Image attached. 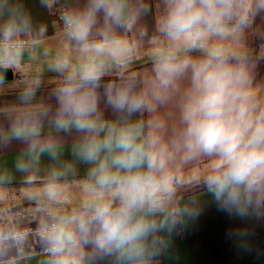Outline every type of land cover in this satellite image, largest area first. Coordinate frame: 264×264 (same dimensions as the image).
I'll return each instance as SVG.
<instances>
[{
  "label": "crops",
  "instance_id": "obj_1",
  "mask_svg": "<svg viewBox=\"0 0 264 264\" xmlns=\"http://www.w3.org/2000/svg\"><path fill=\"white\" fill-rule=\"evenodd\" d=\"M167 8V0H0V40L28 42L26 48L9 52L0 47V66L12 69L11 80L21 82L30 66L39 60L44 64L42 59L46 60L47 54L61 53L54 52L60 50L59 46L51 48L61 39L72 49L102 50L107 54L90 58L88 66L100 60L120 65L115 71H96L90 81L81 80L88 67L82 63L73 71L42 68L40 64L32 71V81L19 86L0 81V194L22 195L36 189L81 186L93 195L96 165L80 154L81 145L88 139H104L127 130L145 140L153 132H160L166 141H175L182 128L180 103L189 79L188 75L179 77L178 88L167 92L160 88L157 79L155 65L160 54L170 47L162 28ZM60 11L66 13L68 27L59 19ZM246 18L244 27L209 35L202 41L203 47L179 56L201 59L207 55V48L226 50L230 62L246 67L247 87L252 92L250 102L259 112L264 109V0H237L225 25ZM122 23L132 38L157 35L153 42L136 45H160H147L150 51L136 64L126 63L116 42L122 41L124 46L134 43L122 37ZM109 37L121 38L92 47L81 45ZM122 76L125 78L120 79ZM69 81L81 84L96 96V127L92 131H61L55 126L61 89ZM121 93L128 97L129 102L124 105L117 103ZM134 98H142L138 110L130 103ZM25 122L38 123L39 135L18 138L16 130ZM105 154L101 152L102 157ZM214 161L215 157L208 155L177 153L168 164L172 183L194 177L200 168ZM203 187L205 184L181 194L157 217L162 226L149 237L146 264H264V207L253 205L241 212L217 200L208 189L200 190ZM23 202L27 205L22 210L33 212V218L9 219L10 212L0 217V264H59L61 254L52 250V233L21 239L9 237L14 228L28 224L67 223L48 210L29 207L38 204L36 201ZM175 212L181 220V231L175 226ZM74 254L79 264H126L115 254L97 253L79 242L74 245Z\"/></svg>",
  "mask_w": 264,
  "mask_h": 264
},
{
  "label": "clouds",
  "instance_id": "obj_2",
  "mask_svg": "<svg viewBox=\"0 0 264 264\" xmlns=\"http://www.w3.org/2000/svg\"><path fill=\"white\" fill-rule=\"evenodd\" d=\"M162 28L170 41L155 65L160 88H178L179 77L188 75V86L180 103L182 128L173 142L160 132L145 140L122 130L85 141L80 147L84 160L94 163L95 189L84 204L76 223L53 226V251L60 253L59 264H76L74 245L79 242L97 253L115 254L126 264H146L149 237L162 226L157 217L173 193L168 164L177 153L215 157L205 186L217 200L241 212L264 207V109L255 110L247 87L248 73L240 63L230 62L226 50L207 48L201 59L179 56L203 47L209 35L227 31L226 20L237 0H167ZM246 15V13H245ZM124 42L117 41L122 49ZM96 77L87 68L81 80ZM61 108L55 121L58 130L92 131L96 127L97 99L94 93L69 81L60 93ZM126 94L117 98L128 103ZM131 105L138 110L142 98ZM40 126L25 122L17 137L38 136ZM106 154L102 157L101 152Z\"/></svg>",
  "mask_w": 264,
  "mask_h": 264
},
{
  "label": "rangeland",
  "instance_id": "obj_3",
  "mask_svg": "<svg viewBox=\"0 0 264 264\" xmlns=\"http://www.w3.org/2000/svg\"><path fill=\"white\" fill-rule=\"evenodd\" d=\"M65 37V36H64ZM156 44L160 43H152L147 45L155 46ZM147 45H125L122 49H119V55L124 57L126 63L129 64H136L139 61L140 57L144 56L146 51H150ZM51 47L54 50V47L59 46V49H55L54 52H61V53H54L52 55L47 54L45 57L46 60L42 59L36 62V65L30 66L27 73V77L20 78L21 82L8 80L3 82L4 85H21L24 82L29 83L32 81L33 77L31 76L32 71L37 69L38 65L41 64L42 68L51 67L55 68L56 70H66L68 69L76 70L80 63L84 64L85 66L87 62L90 61L92 57L98 56H107L106 53L102 50L98 51H90V50H82L79 51L77 49H72L67 46V43L61 39L60 41H56L52 44ZM64 49H66L64 51ZM69 49V50H68ZM89 60V61H88ZM37 67V68H36ZM40 67V66H39ZM17 72V71H15ZM22 72V71H21ZM30 73V76L28 74ZM214 162L209 163L203 168H200L201 171L196 172L194 177H190L189 179L185 180H177L172 183L173 186V193L166 197L165 203L166 205H172L175 202V199L180 196L181 194L198 188L205 184L206 177L210 173ZM92 194H89L87 190L82 189L81 186H68L59 188V190H35L29 191V193H25L22 195H14L11 193L7 194H0V217L2 218L7 212H10L7 217L10 218H21L27 219V217L33 218L34 214L31 211H24L22 208H25L27 203L23 202L24 200L27 201H36L38 204L32 205L29 204V207H39L43 210H48L52 214L61 217L67 223H76V219H78L80 213L84 210V204L86 201L92 199ZM35 203V202H34ZM45 211V212H48ZM32 214V216H28ZM26 226V225H25ZM24 226V227H25ZM18 228V227H17ZM17 228H14L12 231H15ZM21 228V227H20ZM11 231V232H12Z\"/></svg>",
  "mask_w": 264,
  "mask_h": 264
},
{
  "label": "built area",
  "instance_id": "obj_4",
  "mask_svg": "<svg viewBox=\"0 0 264 264\" xmlns=\"http://www.w3.org/2000/svg\"><path fill=\"white\" fill-rule=\"evenodd\" d=\"M58 16L59 19L62 21V23L66 27H68L70 21L67 18L66 13L64 11H60ZM27 44L28 42L24 40H13L10 38H5L0 40V47H2L6 52L15 49L26 48ZM28 216H32V214H29ZM55 225L56 223L54 221L48 222L46 225L28 224L25 227L23 226L21 228H17L15 231H12L9 237H11L12 239H21L24 237L35 236V235L44 236L52 233L53 226Z\"/></svg>",
  "mask_w": 264,
  "mask_h": 264
},
{
  "label": "trees",
  "instance_id": "obj_5",
  "mask_svg": "<svg viewBox=\"0 0 264 264\" xmlns=\"http://www.w3.org/2000/svg\"><path fill=\"white\" fill-rule=\"evenodd\" d=\"M248 22V18L240 21L239 23H236V24H231V25H224L225 28H241V27H244L246 25V23ZM123 25V28H124V34L122 35L123 38H128L130 40V42L134 43V44H146V43H150V42H153L156 38H157V35H153V36H148V37H141V38H132L128 33H127V28H126V24L125 23H122ZM118 38H121V37H109V38H102V39H94V40H88V41H85L83 44H81L82 46H86V47H92V46H95V45H98L100 44L101 42L103 41H108V40H115V39H118ZM125 77H120V79H123ZM145 135V134H144ZM37 184V183H35ZM204 189H207V187H203L202 189L200 190H204ZM174 219H175V226H176V229L178 231H181L182 229V226H181V220H180V217L179 215L177 214V212H175L174 214ZM76 264H79V263H76Z\"/></svg>",
  "mask_w": 264,
  "mask_h": 264
},
{
  "label": "water",
  "instance_id": "obj_6",
  "mask_svg": "<svg viewBox=\"0 0 264 264\" xmlns=\"http://www.w3.org/2000/svg\"><path fill=\"white\" fill-rule=\"evenodd\" d=\"M87 68H94L95 71L109 70L115 71L120 68V65L114 61L100 60L90 64ZM13 78V72L10 67L0 66V81H7Z\"/></svg>",
  "mask_w": 264,
  "mask_h": 264
}]
</instances>
